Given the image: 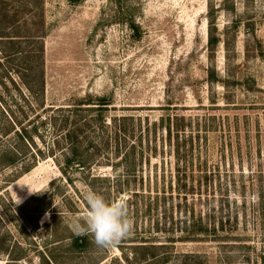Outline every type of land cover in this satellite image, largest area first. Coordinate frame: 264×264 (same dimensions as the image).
<instances>
[{
  "label": "rangeland",
  "instance_id": "obj_1",
  "mask_svg": "<svg viewBox=\"0 0 264 264\" xmlns=\"http://www.w3.org/2000/svg\"><path fill=\"white\" fill-rule=\"evenodd\" d=\"M43 4L34 94L0 54V264H264V0ZM75 108L92 126L79 152L51 120ZM89 190L127 200L134 227L111 250L86 231ZM228 217L229 238L182 241Z\"/></svg>",
  "mask_w": 264,
  "mask_h": 264
},
{
  "label": "trees",
  "instance_id": "obj_2",
  "mask_svg": "<svg viewBox=\"0 0 264 264\" xmlns=\"http://www.w3.org/2000/svg\"><path fill=\"white\" fill-rule=\"evenodd\" d=\"M44 27H45V16H44V4L43 0H0V54L4 57L14 58L12 61L16 63H9L10 67H17V69L24 70L27 75L19 76V79L22 81L27 90L34 94L35 87L39 88L41 80V75L43 72V56H44ZM25 65V67L20 66L19 63ZM1 68H4V64L1 62ZM14 71V70H13ZM38 78V79H37ZM97 106L95 110L99 112L100 121L102 122L101 127H106V122L102 118V112L108 108L110 101L107 98H97L93 104ZM89 111V110H88ZM93 111V110H90ZM82 110L75 108V110L70 109H58L56 114L53 113L51 120L53 122L52 126L54 130L59 133L60 141L57 142L58 145L63 142L65 147H69L68 150L71 152H79L81 144L84 143L86 139L85 133L92 128L89 120L82 119L81 116ZM10 116V113H8ZM12 125V130L10 133H14L16 138L20 143L24 141L31 144L33 132L27 130L26 128L17 129L15 126L18 125V122L10 116ZM60 123V124H58ZM37 129V128H36ZM119 133H126L122 129V126H119ZM1 135H4L1 130ZM122 134H116L115 140L117 144H120L119 136ZM127 143V141H124ZM105 143H109V140H105ZM32 145V144H31ZM126 145V144H125ZM128 145V143H127ZM179 151V148H178ZM10 151H5L3 154H8ZM11 153V152H10ZM40 153V152H39ZM14 159H11V165L18 163L16 159L17 155L11 153ZM2 157V155H1ZM39 157V156H37ZM67 166L70 167V161H67ZM77 168H84L86 162L79 160L78 162L73 163ZM31 167L24 168V172L31 171ZM224 222H231V218H227V221L224 218H221L219 224L221 228H217V225L209 230L208 228L203 229V224L201 220L199 223L194 222L189 229L185 230L187 233L186 238H182L183 242H201L199 235L202 233H208L209 231L213 234L221 232H227V238L230 237L231 231L225 230ZM199 226V228H196ZM184 239V240H183ZM85 238L78 237L75 240V244L78 247H84Z\"/></svg>",
  "mask_w": 264,
  "mask_h": 264
},
{
  "label": "clouds",
  "instance_id": "obj_3",
  "mask_svg": "<svg viewBox=\"0 0 264 264\" xmlns=\"http://www.w3.org/2000/svg\"><path fill=\"white\" fill-rule=\"evenodd\" d=\"M84 198L86 231L92 235L97 247L111 250L131 234L134 221L128 214L125 198L109 199L93 190L86 192Z\"/></svg>",
  "mask_w": 264,
  "mask_h": 264
}]
</instances>
